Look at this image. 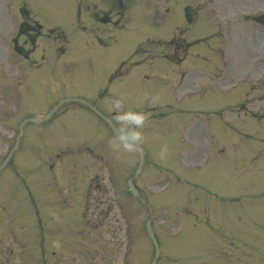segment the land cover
<instances>
[{
	"label": "rangeland",
	"instance_id": "rangeland-1",
	"mask_svg": "<svg viewBox=\"0 0 264 264\" xmlns=\"http://www.w3.org/2000/svg\"><path fill=\"white\" fill-rule=\"evenodd\" d=\"M0 1V164L24 121L17 151L0 171V264L152 263L155 252L145 235L148 210L128 194L139 151L92 145L97 136L86 124L98 115L84 106L92 100L107 114L136 107L147 108L139 115L143 121L168 118L163 129L151 125L136 140L151 161L133 184L153 205L152 231L161 248L156 264H230L237 248L233 239L250 256L244 263L264 264V117L241 119L242 126L224 104L232 97L224 96L221 86L200 93L188 85L176 89L181 71L204 70L199 57L208 49L194 46L198 50L192 48V58L179 68L145 61L111 80L122 62L143 55L136 50L147 41L173 36L168 54L190 41L181 32L189 0ZM191 3L197 10L212 4ZM21 4L66 45L56 35L38 41L35 50L31 39L11 42ZM121 8L124 17L115 24ZM108 10L110 24L104 25L98 14ZM210 30L193 26L187 33L198 39ZM252 94L245 110L258 117L264 114V89ZM65 100L77 102L58 106ZM158 104H167V117L152 114ZM51 112L41 123H25ZM100 114L99 126L110 120ZM64 122L73 128L69 135ZM123 241L131 251L122 249Z\"/></svg>",
	"mask_w": 264,
	"mask_h": 264
},
{
	"label": "flooded vegetation",
	"instance_id": "flooded-vegetation-1",
	"mask_svg": "<svg viewBox=\"0 0 264 264\" xmlns=\"http://www.w3.org/2000/svg\"><path fill=\"white\" fill-rule=\"evenodd\" d=\"M224 3L223 1L221 2ZM248 21L245 23L244 43L246 58L237 57L228 66V71L233 78L241 79L246 76L250 90L256 89L258 85L264 86L263 64L264 56V0H244ZM223 7V6H221ZM224 13L223 10H221ZM254 21L262 23L260 29L255 27ZM242 41V40H241ZM260 51V52H259ZM260 78V79H259ZM232 84L234 83L231 81ZM226 83V80L224 81Z\"/></svg>",
	"mask_w": 264,
	"mask_h": 264
},
{
	"label": "water",
	"instance_id": "water-1",
	"mask_svg": "<svg viewBox=\"0 0 264 264\" xmlns=\"http://www.w3.org/2000/svg\"><path fill=\"white\" fill-rule=\"evenodd\" d=\"M186 17H187L188 21H190V19H191V13L188 12V11H186ZM132 192H133L134 194H136L135 191H134V189H132ZM146 227H147L148 235H149L150 239L152 240V242L154 243V245H155V247H156V250H157V254H158V248H157V245H156L155 239L153 238V235H152V233H151V231H150V228H149V220L147 221ZM154 263H155V261L153 262V264H154Z\"/></svg>",
	"mask_w": 264,
	"mask_h": 264
},
{
	"label": "clouds",
	"instance_id": "clouds-1",
	"mask_svg": "<svg viewBox=\"0 0 264 264\" xmlns=\"http://www.w3.org/2000/svg\"><path fill=\"white\" fill-rule=\"evenodd\" d=\"M135 123L137 124H141L143 122V117L142 116H137V117H134L133 118ZM134 140H138L139 138L138 137H133ZM124 148L125 149H128V150H131L132 148V145L130 143H125L124 144Z\"/></svg>",
	"mask_w": 264,
	"mask_h": 264
}]
</instances>
